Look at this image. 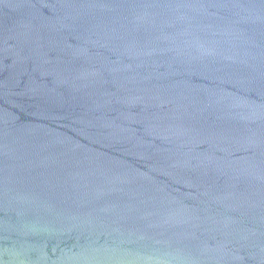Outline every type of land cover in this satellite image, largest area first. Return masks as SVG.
Segmentation results:
<instances>
[{
	"label": "water",
	"instance_id": "1",
	"mask_svg": "<svg viewBox=\"0 0 264 264\" xmlns=\"http://www.w3.org/2000/svg\"><path fill=\"white\" fill-rule=\"evenodd\" d=\"M0 264H264V0H0Z\"/></svg>",
	"mask_w": 264,
	"mask_h": 264
}]
</instances>
